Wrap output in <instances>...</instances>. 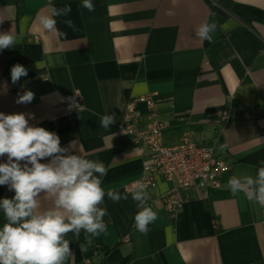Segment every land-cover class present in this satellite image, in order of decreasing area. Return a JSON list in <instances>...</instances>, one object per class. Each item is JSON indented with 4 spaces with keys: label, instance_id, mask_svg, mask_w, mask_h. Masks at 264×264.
<instances>
[{
    "label": "crops",
    "instance_id": "1",
    "mask_svg": "<svg viewBox=\"0 0 264 264\" xmlns=\"http://www.w3.org/2000/svg\"><path fill=\"white\" fill-rule=\"evenodd\" d=\"M91 2L93 11L81 6L82 0H0V34L16 37L12 48L0 50V112L30 115L29 125L55 132L61 147L75 141L71 154L108 169L101 183L105 193L128 194L118 203L105 195L99 207L107 209L106 231L84 251L67 234L73 256L65 264H264L261 206L227 187L232 177L254 178L264 161V0ZM49 3L71 5L67 17L56 18L65 36L39 26ZM64 19H71L75 30ZM204 22L217 23L211 43L195 35ZM16 64L28 75L13 85ZM26 90L35 99L17 104L18 93ZM74 92L81 103L70 108ZM150 94L166 126V145L190 132L230 168L218 189L184 190L175 215L161 202L173 182L158 177L147 192V206L158 218L141 234L133 227L137 203L124 188L142 176L149 154L133 151L130 136L117 131L127 101ZM136 109L144 123L146 107L138 103ZM105 114L115 116L107 130L99 123ZM223 144L227 148L221 151ZM4 162L6 155L0 157ZM13 196L7 185L0 186V199ZM4 223L0 210V227ZM97 247L113 249L105 253Z\"/></svg>",
    "mask_w": 264,
    "mask_h": 264
},
{
    "label": "clouds",
    "instance_id": "2",
    "mask_svg": "<svg viewBox=\"0 0 264 264\" xmlns=\"http://www.w3.org/2000/svg\"><path fill=\"white\" fill-rule=\"evenodd\" d=\"M81 6L94 10L91 0H82ZM71 10V5L58 8L49 3L48 14L38 17L39 26L46 33L65 36L56 27V18L67 17ZM63 23L75 30L71 19H64ZM216 29V22H204L195 29V35L211 43ZM15 43L13 35L0 34V50L12 48ZM10 75L15 85L28 75V70L16 64ZM34 99L35 93L26 90L18 93L15 102L27 105ZM31 118L30 115L26 118L25 113L0 112V157L7 156V162L0 163V186L7 185L14 191L12 198L0 199V210L6 220L0 227V264H65L73 256L70 241L65 239L67 234L73 233L78 239L83 232L85 242L90 244L107 228L103 220L107 209L99 207L105 195L118 203L127 200L128 194L113 189L105 193L101 183L108 169L100 162L71 154L76 148L75 141L69 147H61L55 132L30 126ZM99 123L103 129H109L115 123L114 114L103 115ZM226 148V144L220 146L221 151ZM45 158L50 159L41 163ZM261 165L254 178L232 177L227 187L233 195L242 193L248 202L264 207V161ZM145 189L142 180L131 186V198L139 209L133 227L141 234H147L148 226L158 218L147 206L149 197ZM43 202L49 206L43 208ZM84 250L81 245V251Z\"/></svg>",
    "mask_w": 264,
    "mask_h": 264
},
{
    "label": "built area",
    "instance_id": "3",
    "mask_svg": "<svg viewBox=\"0 0 264 264\" xmlns=\"http://www.w3.org/2000/svg\"><path fill=\"white\" fill-rule=\"evenodd\" d=\"M155 97L150 94L128 100L117 133L118 136H130L133 151H146L149 154V162L144 166L142 176L137 179L145 183L146 192H151L157 186L158 177L173 182V187L162 196L161 202L165 211L175 215L181 208L180 196L184 190L197 188L205 193L209 189H218L221 187V175L230 167L214 155L212 146L196 143L190 132L183 133L177 143L166 145L163 141L166 126L158 119L160 110ZM70 101V108L79 107L80 94L74 92ZM138 103L144 104L147 110L144 123L136 109ZM223 117H227V112L223 113ZM134 182L125 186L126 192H131ZM261 211L264 230L262 206Z\"/></svg>",
    "mask_w": 264,
    "mask_h": 264
},
{
    "label": "trees",
    "instance_id": "4",
    "mask_svg": "<svg viewBox=\"0 0 264 264\" xmlns=\"http://www.w3.org/2000/svg\"><path fill=\"white\" fill-rule=\"evenodd\" d=\"M72 238L74 241H76L79 245H84V247H88V246H91L93 245V242L91 241L90 244L86 243L85 242V234L83 232H81V235L79 236V238L77 239L74 234L72 233ZM98 249H101V251L105 252V253H108L112 248H106V247H97Z\"/></svg>",
    "mask_w": 264,
    "mask_h": 264
}]
</instances>
